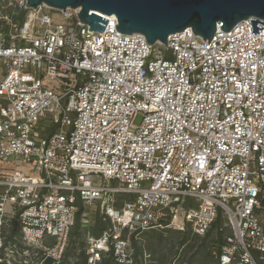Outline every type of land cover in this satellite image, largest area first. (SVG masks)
I'll list each match as a JSON object with an SVG mask.
<instances>
[{
	"label": "built area",
	"instance_id": "1",
	"mask_svg": "<svg viewBox=\"0 0 264 264\" xmlns=\"http://www.w3.org/2000/svg\"><path fill=\"white\" fill-rule=\"evenodd\" d=\"M3 1L0 250L17 219L5 249L60 264L80 206L101 204L110 227L88 239V264H134L132 236L170 220L205 237L219 217L217 264H264V29L150 46L114 15L102 33L79 10L12 0L10 15Z\"/></svg>",
	"mask_w": 264,
	"mask_h": 264
},
{
	"label": "water",
	"instance_id": "2",
	"mask_svg": "<svg viewBox=\"0 0 264 264\" xmlns=\"http://www.w3.org/2000/svg\"><path fill=\"white\" fill-rule=\"evenodd\" d=\"M43 5L79 10L78 19L89 31L102 33L109 21L102 16L114 15L120 33L143 34L150 46H167L170 35L188 28L210 43L218 25L227 33L248 19L252 34L264 29L258 26L264 25V0H27V8Z\"/></svg>",
	"mask_w": 264,
	"mask_h": 264
},
{
	"label": "rangeland",
	"instance_id": "3",
	"mask_svg": "<svg viewBox=\"0 0 264 264\" xmlns=\"http://www.w3.org/2000/svg\"><path fill=\"white\" fill-rule=\"evenodd\" d=\"M12 0H4L2 2L4 12L7 14H17L19 9L11 5ZM57 12V11H56ZM4 67L0 59V81L4 79ZM140 117L136 123H140ZM16 170L32 175V171L26 167H18ZM88 217L80 218V228L74 230L70 246L77 241L78 231L82 241L87 245L90 237L97 235L99 223H105L103 220V208L101 204H94L87 207ZM178 224H174L161 230H151L141 234L137 238V244L140 254L136 256L134 264H214L215 251L217 249L216 236L217 227H212L208 235L199 237L194 235L190 229L181 230ZM13 227V224H12ZM12 227L5 233L6 242L12 231ZM45 244H49L45 242ZM69 246V247H70ZM4 258L8 264H31L28 259L35 255L20 256L11 249H3ZM1 261V260H0Z\"/></svg>",
	"mask_w": 264,
	"mask_h": 264
},
{
	"label": "trees",
	"instance_id": "4",
	"mask_svg": "<svg viewBox=\"0 0 264 264\" xmlns=\"http://www.w3.org/2000/svg\"><path fill=\"white\" fill-rule=\"evenodd\" d=\"M23 17H24V10L20 14V18H23ZM83 210H84V208L82 206H80V211L77 215L76 225H75L72 233L74 232V230L76 231L80 228V218H84L82 215ZM87 217L88 216H86L85 218H87ZM103 220L105 223H99V227H98L96 237L99 236L104 230H106L110 227V222L108 220H106L105 217H103ZM12 224H13V227H12ZM12 224H11L12 231H11V234L9 236V239H7L8 241L5 242L4 248L10 247L12 250H16L17 248H19V245L17 243V239L20 235L17 219H15L12 222ZM169 225H170V220H168L164 223V226H169ZM223 225H224V221L221 217H219L217 222L212 226V227H217V236L215 239L217 249H216L215 255H214L215 256L214 257L215 258L214 264H217V257L220 255L222 248L227 243V237L229 236V231L227 229H225L223 227ZM165 228L166 227H164V229ZM148 231H151V230H148ZM145 232H147V231L139 233L137 236L131 237V243H132V248L134 250L135 260H136V256L140 254V249H139L138 244H137V241H138L137 238ZM208 233H207V235H208ZM77 235H78L77 241L74 242L71 246L69 244L70 247L68 246L65 257L60 264H88L87 245H85L86 243H84V241H82V238L80 236L79 231H78ZM71 239H72V234H71ZM15 245L17 246L16 249L14 248ZM3 249H1V250H3ZM0 260H1L0 264H8L6 259L3 256V253L0 254ZM28 260L30 261L31 264H55L53 259L45 257V255L42 252H39L38 255H36L33 258H30ZM102 264H118L116 259H115L113 252L108 253L104 257Z\"/></svg>",
	"mask_w": 264,
	"mask_h": 264
}]
</instances>
